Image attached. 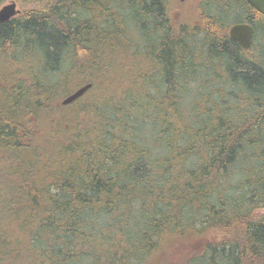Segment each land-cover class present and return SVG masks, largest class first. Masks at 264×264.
<instances>
[{
    "label": "trees",
    "instance_id": "1",
    "mask_svg": "<svg viewBox=\"0 0 264 264\" xmlns=\"http://www.w3.org/2000/svg\"><path fill=\"white\" fill-rule=\"evenodd\" d=\"M17 1L34 5L0 23V264H164L171 247L174 264H264V15L197 0L185 27L168 0Z\"/></svg>",
    "mask_w": 264,
    "mask_h": 264
},
{
    "label": "rangeland",
    "instance_id": "2",
    "mask_svg": "<svg viewBox=\"0 0 264 264\" xmlns=\"http://www.w3.org/2000/svg\"><path fill=\"white\" fill-rule=\"evenodd\" d=\"M14 1L16 2V7L19 8L21 11L25 7H30V6L34 5L32 3L31 4H27V3L25 4V3H23V1H21V2H19L17 0H14ZM195 2H197V0L196 1L195 0H168V10H169V15H170L171 20L175 21L176 22L175 24H179V25L181 24V25H184L185 27L186 26L192 27V26H196V25H201L199 19L196 16ZM238 18L239 17L230 18L228 23H230L232 25L235 20H238ZM194 28H196V27H194ZM130 38L136 42V40L139 39V32L137 30H133V29L129 30L127 40H130ZM259 41H260L259 39L256 40L255 44H257ZM119 49L120 50H118V52H116L113 56L120 53L118 56H116V58H118L119 56H122L125 59V61H127V60L130 61L131 52H133V50H134L133 47L131 46V43H129L128 41H124L122 43V45L119 47ZM219 72L221 74L223 73L221 69H219ZM210 76L211 75H208L207 78ZM219 81H220V79H219ZM219 81L214 80L213 86H210L212 83V79H211V81L208 82L206 85L208 87L207 90H212L211 93H213V96L220 95V93H216L214 89L220 88L221 91L222 90L226 91V90H230L232 87L230 84H225V83L222 84ZM212 87H214V88L212 89ZM202 89H204V88H202ZM261 212H264V209H262ZM189 239H190V243L192 244V245H190L191 248L196 247L201 240L200 237H195V236H192ZM185 243H180V244H178V246H183V245H185ZM171 251H172V247H171V250L169 251L168 255L166 256L165 261L163 262L164 264H174V263L179 262L181 260L182 256L179 253H178V255H175V254H171L172 253Z\"/></svg>",
    "mask_w": 264,
    "mask_h": 264
},
{
    "label": "water",
    "instance_id": "3",
    "mask_svg": "<svg viewBox=\"0 0 264 264\" xmlns=\"http://www.w3.org/2000/svg\"><path fill=\"white\" fill-rule=\"evenodd\" d=\"M256 11L264 15V0H245ZM20 9L16 7V2L10 0L8 3L0 7V23L9 21L17 15ZM253 27L250 23L239 22L234 23L228 28V35L236 41L243 49L250 47L252 39ZM91 83H85L64 96L61 104L65 105L82 96L90 87Z\"/></svg>",
    "mask_w": 264,
    "mask_h": 264
},
{
    "label": "flooded vegetation",
    "instance_id": "4",
    "mask_svg": "<svg viewBox=\"0 0 264 264\" xmlns=\"http://www.w3.org/2000/svg\"><path fill=\"white\" fill-rule=\"evenodd\" d=\"M253 37H254V28H253V33H252V39H251L250 47L247 48V49H243L239 44L238 45L244 50V52H245V50H250V52H251L252 55L253 54L257 55L258 50H259V46L254 43V38Z\"/></svg>",
    "mask_w": 264,
    "mask_h": 264
},
{
    "label": "bare ground",
    "instance_id": "5",
    "mask_svg": "<svg viewBox=\"0 0 264 264\" xmlns=\"http://www.w3.org/2000/svg\"><path fill=\"white\" fill-rule=\"evenodd\" d=\"M9 1H7L6 3H8ZM6 3H3L2 5H4V4H6ZM2 5H0V7L2 6ZM21 13V10H20V12L17 14V15H19ZM17 15H15V16H17ZM14 16V17H15ZM13 18V17H12Z\"/></svg>",
    "mask_w": 264,
    "mask_h": 264
}]
</instances>
